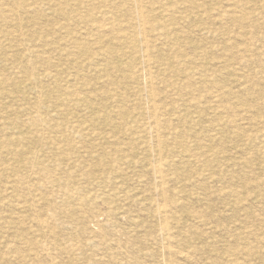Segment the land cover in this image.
Masks as SVG:
<instances>
[{
  "label": "rangeland",
  "instance_id": "obj_1",
  "mask_svg": "<svg viewBox=\"0 0 264 264\" xmlns=\"http://www.w3.org/2000/svg\"><path fill=\"white\" fill-rule=\"evenodd\" d=\"M60 1L0 0V264H264V0Z\"/></svg>",
  "mask_w": 264,
  "mask_h": 264
},
{
  "label": "bare ground",
  "instance_id": "obj_2",
  "mask_svg": "<svg viewBox=\"0 0 264 264\" xmlns=\"http://www.w3.org/2000/svg\"><path fill=\"white\" fill-rule=\"evenodd\" d=\"M29 1V0H28ZM57 1V0H56ZM60 1V0H59ZM64 1V0H63ZM110 1V0H109ZM156 1H158V0H156ZM201 1V0H200ZM253 1V0H252ZM256 1H258V0H256ZM260 1V0H259ZM61 2V1H60ZM66 2V1H65ZM127 2V1H126ZM175 2H177V1H175ZM181 2H184V1H182L181 0ZM254 2V1H253ZM63 2H61V4H62ZM179 3V2H178ZM229 3V2H228ZM85 4V3H84ZM110 4V3H109ZM241 4V3H240ZM67 5V4H66ZM77 5V4H76ZM75 5V6H76ZM87 5V4H86ZM111 5H113V4H111ZM156 5H159V4H156ZM74 6V7H75ZM85 6V5H84ZM114 6V5H113ZM230 6V5H229ZM225 7V6H224ZM233 7V6H232ZM241 7H242V5H241ZM38 8V7H37ZM65 8V7H64ZM71 8V7H70ZM53 9H55V8H53ZM68 9V8H67ZM232 9V8H231ZM34 10V9H33ZM66 10V9H65ZM68 10H70V9H68ZM150 10H152V8L150 9ZM243 10V9H242ZM166 11H167V9H166ZM168 11H170V10H168ZM240 11H241V9H240ZM69 12V11H68ZM75 12V11H74ZM137 12V11H136ZM249 12H251V11H249ZM101 13V12H100ZM138 13V12H137ZM149 13V12H148ZM168 13V12H167ZM65 14V13H64ZM84 14H85V11H84ZM93 14H94V11H93ZM96 14V13H95ZM94 14V15H95ZM101 14H103V13H101ZM139 14V13H138ZM168 14H170V12L168 13ZM100 15V14H99ZM238 15V14H237ZM250 15H252V13L250 14ZM249 15V16H250ZM61 16V15H60ZM80 16V15H79ZM82 16V15H81ZM137 16V15H136ZM141 16V15H140ZM165 16H166V14H165ZM244 16V15H243ZM249 16H247V17H249ZM19 17V16H18ZM65 16H63V18H64ZM145 17V16H144ZM198 17V16H197ZM211 17H213V16H211ZM229 17V16H228ZM3 18V17H2ZM238 18V17H237ZM66 19V18H65ZM196 19V18H195ZM194 19V20H195ZM68 21V20H67ZM79 21V20H78ZM240 21H242V19L240 20ZM82 22V21H81ZM87 22V21H86ZM85 22V23H86ZM99 22V21H98ZM105 22V21H104ZM263 22V21H262ZM80 23V22H79ZM78 23V24H79ZM96 23V22H95ZM77 24V25H78ZM93 24V23H92ZM112 24V23H111ZM252 24V23H251ZM69 26V25H68ZM82 26V25H81ZM113 26V25H112ZM59 27V26H58ZM58 27H57V29H58ZM92 27V26H91ZM116 27V26H115ZM134 27V26H133ZM139 27V26H138ZM60 28V27H59ZM98 28V27H97ZM112 28H114V26L112 27ZM117 28V27H116ZM119 28V27H118ZM256 29V28H255ZM51 29H49L48 31H50ZM59 30V29H58ZM62 30V29H61ZM95 30V29H94ZM115 30V29H114ZM117 30V29H116ZM119 30V29H118ZM60 31V30H59ZM107 30H105V32H106ZM21 32V31H20ZM18 33V32H17ZM49 33V32H48ZM101 33H103V32H101ZM153 33H155V31L153 32ZM159 33H160V31H159ZM71 34V33H70ZM105 34V33H104ZM51 35V34H50ZM66 35H67V33H66ZM65 35V36H66ZM78 35V34H77ZM102 35V34H101ZM100 35V36H101ZM190 35V34H189ZM113 36V35H112ZM143 36V35H142ZM55 38V37H54ZM53 38V39H54ZM66 38V37H65ZM201 39V38H200ZM21 41V40H20ZM52 42V41H51ZM130 42V41H129ZM139 42V41H138ZM104 43V42H103ZM140 43V42H139ZM230 43V42H229ZM201 44V43H200ZM34 45V44H33ZM28 46V45H27ZM20 47V46H19ZM116 47V46H115ZM87 48V47H86ZM103 48V47H102ZM145 48V57H146V59L148 60V61H150L151 59H150V54H149V50H148V47H147V45L144 47ZM178 48V47H177ZM180 48V47H179ZM2 49V48H1ZM95 49V48H94ZM143 49V48H142ZM96 50V49H95ZM123 50V49H122ZM127 50V49H126ZM134 50V49H133ZM154 50V49H153ZM105 51H106V49H105ZM54 52V51H53ZM62 52V51H61ZM117 53V52H116ZM95 54V53H94ZM108 54V53H107ZM100 55H101V53H100ZM72 56V55H71ZM78 56V55H77ZM80 56V55H79ZM103 56V55H102ZM112 56H113V54H112ZM115 56V55H114ZM188 56V55H187ZM64 57V56H63ZM70 57V56H69ZM74 57V56H73ZM83 57V56H82ZM101 57V56H100ZM105 57V56H104ZM107 57V56H106ZM121 57V56H120ZM140 57H141V55H140ZM198 57V56H197ZM200 57V56H199ZM243 57V56H242ZM75 59V58H74ZM83 59V58H82ZM81 59V60H82ZM108 59V58H107ZM136 59V58H135ZM145 59V58H144ZM11 60V59H10ZM71 60V59H70ZM69 60V61H70ZM85 60V59H84ZM101 60H102V58H101ZM101 60H99V61H101ZM115 60V59H114ZM199 60V59H198ZM63 61V60H62ZM88 61V60H87ZM96 61H98V60H96ZM179 61V60H178ZM175 62V61H174ZM180 62V61H179ZM226 63V62H225ZM78 64V63H77ZM178 64V63H177ZM6 65V64H5ZM75 65V64H74ZM214 65V64H213ZM216 65V64H215ZM225 65V64H224ZM142 66V65H141ZM180 67H181V65H180ZM200 67H202V66H200ZM166 68V67H165ZM183 68V67H182ZM186 68V67H185ZM222 68H223V66H222ZM239 68V67H238ZM243 68V67H242ZM203 69V68H202ZM69 70V69H68ZM114 70H115V68H114ZM167 70V69H166ZM113 71V70H112ZM194 71L195 70H193L192 72H191V75L193 76V74H194ZM218 75V74H217ZM237 75V74H236ZM246 75V74H245ZM69 76H72V75H69ZM197 76V75H196ZM246 77V76H245ZM203 78V77H202ZM214 78V77H213ZM22 79H24V78H22ZM61 81V80H60ZM135 82V81H134ZM143 82V81H142ZM66 83V82H65ZM131 84V83H130ZM144 84V83H143ZM27 85H30V84H27ZM64 85V84H63ZM68 85H70V84H68ZM66 86H67V84H66ZM223 87H224V85H222ZM221 86V87H222ZM48 87V86H47ZM139 87V86H138ZM222 87V88H223ZM5 88V87H4ZM41 88V87H40ZM66 88H68V87H66ZM221 88V89H222ZM244 88V87H243ZM247 88V87H246ZM249 88V87H248ZM253 88H255V87H253ZM114 89V88H113ZM89 90V89H88ZM254 90V89H253ZM66 91V90H65ZM99 91V90H98ZM153 91V90H152ZM84 92V91H83ZM217 92V91H216ZM39 93V92H38ZM64 94L67 96V95H72V94H74L75 95V93L74 92H72L71 90H68L67 92H64ZM153 94V93H152ZM169 94V93H168ZM208 94H209V92H208ZM215 94V93H214ZM221 94V93H220ZM229 94V93H228ZM233 94V93H232ZM208 96V95H207ZM211 96V98H213L212 97V94L210 95ZM209 96V97H210ZM78 97V96H77ZM145 97V96H144ZM208 97V98H209ZM175 98V97H174ZM207 98V97H206ZM216 97H214V99H215ZM38 99V98H37ZM40 99V98H39ZM19 100V99H18ZM73 100V99H72ZM161 100V99H160ZM212 100V99H211ZM75 101V100H74ZM122 103H124V102H122ZM169 103V102H168ZM215 103V102H214ZM234 103V102H233ZM94 104V103H93ZM216 104V103H215ZM235 105H233V106H236V103H234ZM64 105V104H63ZM141 105V104H140ZM147 105V104H146ZM166 105H167V103H166ZM239 105V104H238ZM7 106V105H6ZM61 106V105H60ZM18 107V106H17ZM211 107H213V106H211ZM216 107V106H215ZM227 107V106H226ZM64 108H66V107H64ZM135 108V107H134ZM209 108V107H208ZM100 109V108H99ZM230 109V108H229ZM185 111V110H184ZM100 112V111H99ZM146 112V111H145ZM221 112V111H220ZM162 113V112H161ZM239 113V112H238ZM249 113V112H248ZM109 114V113H108ZM244 114V113H243ZM161 115V114H160ZM56 116V115H55ZM114 116V115H113ZM146 116H147V114H146ZM37 117V116H36ZM236 117H238V116H236ZM124 118V117H123ZM145 118V117H144ZM62 119V118H61ZM237 119V118H236ZM213 120H214V118H213ZM207 121V120H206ZM229 121V120H228ZM93 122V121H92ZM135 122V121H134ZM229 122H231V120L229 121ZM228 123V122H227ZM250 123V122H249ZM248 123V124H249ZM238 124V123H237ZM93 125V124H92ZM95 125V124H94ZM120 126V125H119ZM213 129V128H212ZM77 131H79V130H77ZM174 131V130H173ZM186 132V131H185ZM156 133V132H155ZM173 133V132H172ZM42 135V134H41ZM157 136V135H156ZM155 136V137H156ZM159 136V135H158ZM157 136V137H158ZM42 137V136H41ZM245 138V137H244ZM161 139V138H160ZM232 139V138H231ZM4 140V139H3ZM101 140V139H100ZM46 141V140H45ZM198 141V140H197ZM196 141V142H197ZM89 142V141H88ZM97 142V141H96ZM80 143V142H79ZM117 145V144H116ZM21 146V145H20ZM36 146V145H35ZM149 146V145H148ZM21 148V147H20ZM5 151V150H4ZM97 151V150H96ZM4 153V152H3ZM11 153H13V152H11ZM158 155H161V152L158 150ZM4 155V154H3ZM10 156V155H9ZM159 161H161V158H159ZM216 161V160H215ZM213 162V161H212ZM223 162V161H222ZM65 163V162H64ZM199 163V162H198ZM143 166V165H142ZM190 166V165H189ZM119 169V168H118ZM153 170V169H152ZM176 171V170H175ZM156 172H157V170H156ZM154 173V172H153ZM5 174V173H4ZM39 174H41V173H39ZM103 174V173H102ZM160 174V173H159ZM203 177V176H202ZM164 180V179H163ZM27 181V180H26ZM29 182V181H28ZM33 182V181H32ZM40 183V182H39ZM91 183V182H90ZM165 185V184H164ZM159 187H160V185H159ZM27 189V188H26ZM83 193V192H82ZM63 195V194H62ZM82 195V194H81ZM84 195V194H83ZM38 200V199H37ZM36 200V201H37ZM32 201V200H31ZM1 202V201H0ZM78 202V201H77ZM19 204V203H18ZM17 204V205H18ZM159 204V203H158ZM156 206V205H155ZM42 207V206H41ZM154 212L156 211V210H153ZM164 215V214H163ZM166 215V214H165ZM167 217V216H166ZM16 221V220H15ZM19 221V220H18ZM39 221V220H38ZM17 222V221H16ZM160 224V223H159ZM236 228V227H235ZM53 232V231H52ZM237 234V233H236ZM246 236H248V235H246ZM253 237V236H252ZM263 237V236H262ZM245 238H247V237H245ZM251 239V238H250ZM254 239V238H253ZM258 244V243H257ZM168 246V245H167ZM169 248V247H168ZM172 248V247H171ZM174 250V249H173ZM180 251V250H179ZM178 251V252H179ZM248 252V251H247ZM183 253V252H182ZM181 254V253H180ZM227 258V257H226ZM229 258V257H228ZM52 259V258H51Z\"/></svg>",
  "mask_w": 264,
  "mask_h": 264
}]
</instances>
